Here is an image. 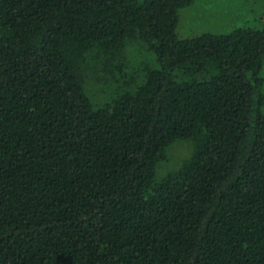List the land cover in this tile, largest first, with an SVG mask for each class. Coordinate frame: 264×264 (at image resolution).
<instances>
[{
    "label": "trees",
    "instance_id": "trees-1",
    "mask_svg": "<svg viewBox=\"0 0 264 264\" xmlns=\"http://www.w3.org/2000/svg\"><path fill=\"white\" fill-rule=\"evenodd\" d=\"M195 1L0 0V264H264V0Z\"/></svg>",
    "mask_w": 264,
    "mask_h": 264
},
{
    "label": "rangeland",
    "instance_id": "rangeland-1",
    "mask_svg": "<svg viewBox=\"0 0 264 264\" xmlns=\"http://www.w3.org/2000/svg\"><path fill=\"white\" fill-rule=\"evenodd\" d=\"M261 0H196L190 6L183 8L179 13L178 34L187 37L203 31L225 30L232 25H241L254 20V14L259 10ZM90 71H93V68ZM102 75V74H101ZM95 76L84 75L85 85L94 98L99 99L104 89H112L115 77L113 75ZM110 86V87H109ZM189 145L184 142L173 144L169 151L170 157L161 163L157 174L174 170L179 162L188 155Z\"/></svg>",
    "mask_w": 264,
    "mask_h": 264
}]
</instances>
